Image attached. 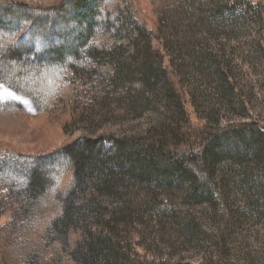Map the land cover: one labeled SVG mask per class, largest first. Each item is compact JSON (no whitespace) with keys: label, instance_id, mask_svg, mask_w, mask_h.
I'll return each mask as SVG.
<instances>
[{"label":"rangeland","instance_id":"rangeland-1","mask_svg":"<svg viewBox=\"0 0 264 264\" xmlns=\"http://www.w3.org/2000/svg\"><path fill=\"white\" fill-rule=\"evenodd\" d=\"M16 1L48 6L58 0ZM129 1L147 19L152 45L147 57L141 54L131 65L127 82L115 87H100L92 79L79 83L75 103L82 112L63 130L72 106L69 84L61 102L42 114L0 84V103L15 100L23 110L0 114V149L35 155L70 140L90 139L111 154L115 139L164 132L175 120L216 127L254 123L264 130V0ZM165 67L176 77L177 89L162 74ZM52 115L62 120L49 123ZM262 145L228 147L245 153L240 159L208 161L207 198L200 203L186 200L191 179L157 188L126 179L127 208L116 225L124 264H264ZM3 178L0 173V264H59L57 255L35 241L64 243L66 236L59 229L55 234L52 221L43 224L20 191L8 193ZM153 206L171 207L172 215L147 220L135 215ZM41 227L42 237L36 236Z\"/></svg>","mask_w":264,"mask_h":264},{"label":"trees","instance_id":"trees-1","mask_svg":"<svg viewBox=\"0 0 264 264\" xmlns=\"http://www.w3.org/2000/svg\"><path fill=\"white\" fill-rule=\"evenodd\" d=\"M129 3L58 0L33 6L0 0V84L26 98L35 114L61 102L69 84L67 103L72 106L63 130L82 112L75 103L79 83L92 79L100 87L120 86L139 56L147 57L152 45L147 19ZM153 24L156 27V20ZM163 70L177 89L172 71ZM20 108L15 100H7L0 103V114L22 112ZM48 120L62 119L52 115ZM246 126L175 120L164 132L115 139L111 154L90 139L70 140L35 155L0 149L1 180L8 193L20 191V197L28 199L27 206L41 214L43 224L52 221L55 234L59 229L66 236L64 243L35 241L47 254L57 255L59 264H124L116 225L127 208L125 180L157 188L191 179L194 186L186 200L200 203L207 198L208 161L240 159L252 142L264 143V130L254 123ZM231 141L238 146L224 145ZM228 147L244 150L236 154ZM154 207H142L135 215L144 220L172 215L171 207ZM41 231L35 230L36 236L42 237Z\"/></svg>","mask_w":264,"mask_h":264}]
</instances>
